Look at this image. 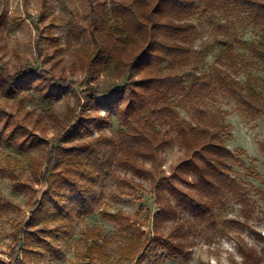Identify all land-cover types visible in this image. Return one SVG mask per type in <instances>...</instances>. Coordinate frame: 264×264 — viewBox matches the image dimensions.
<instances>
[{"label": "rangeland", "instance_id": "1", "mask_svg": "<svg viewBox=\"0 0 264 264\" xmlns=\"http://www.w3.org/2000/svg\"><path fill=\"white\" fill-rule=\"evenodd\" d=\"M117 1L0 0V264H137V260L138 264H264V115H252L229 94H216L193 105L184 99L196 77L216 66L238 81L246 95L254 88L264 100V61L238 44L260 43L264 31L251 21L248 10L233 6L199 10L185 20L194 28L192 63L178 69L181 85L168 100L178 118L193 125H200L193 116L195 109L203 110L207 120H222L221 141L232 153L227 160L229 175L239 185L244 202L228 195L210 220L201 221L176 207L164 192L173 213L161 216L153 179L170 177L186 155L182 142L167 125L157 126L173 140L160 152L159 171L142 159H137L139 165L151 174L140 177L117 163L102 171L90 146L103 154L114 150L117 156L125 155L117 133L125 94L122 100L111 99L89 112V116L104 120L101 128L60 144V149L88 147L79 168L76 164L72 167L84 173L78 183L85 177L80 189L93 210L84 216L59 219L54 212L36 226H27L40 167L49 149L56 147L57 139L75 123L79 113L76 98L81 104L85 89L92 88L101 99L124 84L123 71L116 62L91 58L96 47L110 41L115 29L111 7ZM141 44L135 40L130 49L137 50ZM27 69L65 78L72 88L49 90L39 77L17 87L5 82V77L14 78ZM97 140L100 142L95 143ZM104 140L114 141L115 149L101 146ZM62 153L64 158L75 154L65 162L80 161L74 152ZM174 184L197 197L194 190ZM60 191H65L61 201L73 197L67 189ZM105 213L118 215L119 220L111 222L103 217ZM38 233L58 249L61 260L50 255L49 247L35 242L31 243L35 247L26 244L23 248V240L30 241ZM13 249L16 259L12 261Z\"/></svg>", "mask_w": 264, "mask_h": 264}, {"label": "trees", "instance_id": "2", "mask_svg": "<svg viewBox=\"0 0 264 264\" xmlns=\"http://www.w3.org/2000/svg\"><path fill=\"white\" fill-rule=\"evenodd\" d=\"M228 6L248 10L251 21L260 25L264 31V0H120L112 4L110 15L115 29H112L110 41L102 47H96L91 58L101 61L106 57L109 62H116L123 71L124 84L121 89L101 99L96 98V91L92 88L85 89L81 104L80 98H76L79 113L75 123L57 139L58 145L49 149L46 160L40 167L39 186L32 193L28 227L47 220L54 212L59 219L60 216L70 218L73 214L84 216L93 210L87 198L83 196L84 190L80 189L85 183V177L78 183L84 173L76 169L79 168L81 157L88 154V147L60 149V144L70 143L79 136L87 137L93 129L101 128L104 120L99 116H89V112L107 105L111 99L122 100L125 94V105L119 114L121 127L117 132L118 144L124 153L126 152L125 155L117 156L114 150L109 155L103 154L98 147L90 146L102 171L117 163L140 177L151 174L152 171L139 165L137 159L150 161L153 170L159 171L160 152L171 146L173 140L158 131L157 126L167 125L182 142L186 155L174 167L170 177L163 175L153 179V192L159 214L168 217L173 213L170 201L162 195L164 192L174 199L176 207H183L201 221L208 218L210 220L214 210L224 203L228 195L244 202L239 185L229 175L227 160L232 153L221 141L225 127L222 120L214 117L207 120L203 110L195 109L193 116L200 125H193L179 119L168 100V95L177 92L181 85V79L177 76L178 69L192 63L191 44L194 28L185 20L193 18L199 10L207 12ZM135 40L142 44L139 49L132 50L130 45ZM238 44L246 48L254 58L264 61V41ZM35 77H39L49 90L72 88L67 79L56 78L50 72L39 69H27L14 78L5 77V82L11 87H17ZM220 93L235 97L252 115H264L261 93L251 88L250 95H246L238 81L225 76L216 66H212L209 73L196 77L189 90L184 93V99L193 105ZM98 141L100 142L97 140L95 143ZM100 145L114 149L116 147L114 141L107 140ZM60 150L76 153V158L80 161L65 162L67 159H73L75 154H67L68 157L64 158ZM75 164L77 167L73 169ZM69 165L73 171L69 169ZM75 171L77 173H74ZM174 181L194 190L197 197L181 190ZM61 189L69 190L73 197L61 201L65 195V191L61 193ZM103 217L111 222L119 220L118 215L114 214L105 213ZM20 231L21 226L15 232L17 241H20ZM39 233L38 237L30 241H21L23 248L26 244L33 247L31 243L35 242L40 247H49L47 251L50 255L55 260H61L62 255L58 249L47 243ZM31 236L29 234V238ZM90 250L91 248L89 253ZM15 254L13 249L10 260L16 259Z\"/></svg>", "mask_w": 264, "mask_h": 264}]
</instances>
